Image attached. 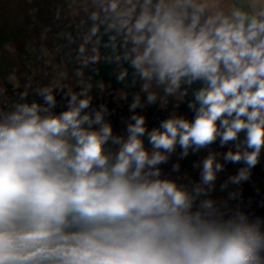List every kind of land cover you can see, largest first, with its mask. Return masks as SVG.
<instances>
[{"label": "clouds", "instance_id": "obj_1", "mask_svg": "<svg viewBox=\"0 0 264 264\" xmlns=\"http://www.w3.org/2000/svg\"><path fill=\"white\" fill-rule=\"evenodd\" d=\"M124 4H108L116 20L108 27L131 43L124 58L145 82L142 90L154 82L182 98V86L200 82L189 104L195 117L162 121V130L148 134L149 152L145 118L132 117L126 140L113 136L104 106L94 116L84 112L91 97L78 95L88 89L71 94L58 115L50 88L38 90L43 105L19 103L0 115V264H264L259 219L240 211L225 218L213 200L197 203L207 195L199 185L189 191L158 167L177 145L186 156L243 132L224 159L246 165L233 182L249 178L264 149V0ZM138 104L137 97L131 108ZM214 159L203 162L204 185L222 169Z\"/></svg>", "mask_w": 264, "mask_h": 264}, {"label": "crops", "instance_id": "obj_2", "mask_svg": "<svg viewBox=\"0 0 264 264\" xmlns=\"http://www.w3.org/2000/svg\"><path fill=\"white\" fill-rule=\"evenodd\" d=\"M110 2L0 0V115L14 111L3 110L4 100H21L13 93L17 88L29 93L50 88L58 99L88 89L86 95H78V98L91 97V101H101L108 106L128 107L138 97L136 109L146 114L160 110L187 117L195 114L189 104L194 102V92L203 87L200 82L190 87L182 86L181 91L186 89L187 92L182 98L179 92L175 96H166L163 86L157 87L154 82L148 91L142 90L145 82L124 58L130 55L131 43L123 32L108 27L116 22L114 14L107 11ZM234 2L225 0L226 5ZM125 6L124 0H119L118 10ZM93 14L96 19L92 18ZM93 28L97 29L95 34ZM121 73H125L123 79H119ZM149 93L156 95L155 102H148ZM134 123L110 125L113 136L126 140L128 125ZM149 126L145 123L146 132L141 139L145 149L151 152L148 134L154 127L148 131ZM93 130L98 127L95 125ZM244 137L245 133H240L237 142H242ZM107 147L113 152L118 149L111 141ZM228 151L226 147L207 146L199 150L189 148L188 154L183 156L177 145L167 162L158 166L161 177L174 180L189 191L199 185L207 195H201L197 203L211 199L227 218L237 211L242 212L244 182L236 183L230 179L244 166L242 160L239 163L225 160ZM209 155L214 156V164H221L222 169L216 171L212 184L204 185L201 173L203 162ZM257 179H264V172L259 171Z\"/></svg>", "mask_w": 264, "mask_h": 264}, {"label": "built area", "instance_id": "obj_3", "mask_svg": "<svg viewBox=\"0 0 264 264\" xmlns=\"http://www.w3.org/2000/svg\"><path fill=\"white\" fill-rule=\"evenodd\" d=\"M14 95H18L20 97H24L21 100H14V101H8V100H4L3 101V110H10V109H14V106L16 104L19 103H32L35 101H39L41 103V105H43V99L42 97L38 94V91H34L33 93H29L27 92L25 89H14L13 90ZM71 95H68L62 99H58L55 97L56 100V105L55 107L52 109V112L54 114H59L62 111L67 110L68 108V101L70 100ZM81 98H85V97H81ZM78 98V99H81ZM101 106H104L107 111L104 113V122L110 124V122L114 121L118 124H122V123H134L135 121L132 119L133 116H143L145 118V123L149 124L150 126L148 127V131H150L153 127L156 130H162L160 128V125L162 123V121L169 119L173 116L176 117H182L185 118L189 121H192L195 117L194 115H191L189 117L182 115V114H172L167 110H160L154 114H146L144 112H141L139 110L132 109L131 106L128 107H123V106H116V105H111L108 106L106 104H104L101 101L98 102H94V101H90V105L88 109H85L84 112L88 113L92 116H94L95 111H99L101 109ZM219 124V122H218ZM98 128L100 127L99 125H96ZM153 129V130H154ZM239 142L237 141H230L228 144L226 145H221L220 144V138L218 137L217 140L208 145V146H221V147H226L227 149L235 152L236 151V145ZM242 164L244 167H246L244 161L242 160ZM260 172H264V149H262L261 154H260V158H259V162L257 163V165L255 166Z\"/></svg>", "mask_w": 264, "mask_h": 264}, {"label": "trees", "instance_id": "obj_4", "mask_svg": "<svg viewBox=\"0 0 264 264\" xmlns=\"http://www.w3.org/2000/svg\"><path fill=\"white\" fill-rule=\"evenodd\" d=\"M116 124L114 121L110 122L112 126ZM250 172L249 178L242 184V212L250 221L259 219L261 229L264 230V179H257L259 170L256 167Z\"/></svg>", "mask_w": 264, "mask_h": 264}]
</instances>
